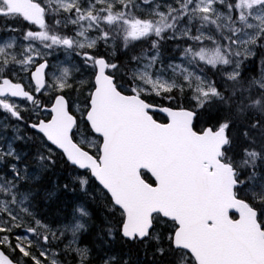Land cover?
Listing matches in <instances>:
<instances>
[{
  "label": "snow or ice",
  "instance_id": "obj_1",
  "mask_svg": "<svg viewBox=\"0 0 264 264\" xmlns=\"http://www.w3.org/2000/svg\"><path fill=\"white\" fill-rule=\"evenodd\" d=\"M0 18L27 25L21 36L8 26L13 35L0 37V110L17 121L25 110L36 116L29 127L90 173L73 177L81 189L98 182L123 239L151 247L152 264H264V71L244 77L241 70L254 48H264V0H0ZM165 38L177 42L181 62L164 65ZM149 39L125 65L112 61L119 44L127 50ZM101 43L111 53H100ZM54 48L76 50L94 79L76 81V65L49 74ZM208 67L221 83L207 78ZM174 92L191 93L195 106L156 109L145 99L171 101ZM150 110L166 113L167 123ZM202 111L219 115L198 131ZM238 140L247 145L239 160L229 155ZM47 151L36 157L45 169L55 163ZM8 158L22 160L11 142L0 148V162ZM10 174L0 175V264H61L51 244L66 233L65 251L89 264L91 250L73 247L89 212L78 206L74 223L53 229L32 211L31 192L20 190L27 166L11 163Z\"/></svg>",
  "mask_w": 264,
  "mask_h": 264
},
{
  "label": "rangeland",
  "instance_id": "obj_2",
  "mask_svg": "<svg viewBox=\"0 0 264 264\" xmlns=\"http://www.w3.org/2000/svg\"><path fill=\"white\" fill-rule=\"evenodd\" d=\"M22 30L20 31V36H21ZM73 31L74 29L70 26L69 29L67 30V34L71 35ZM92 35H95V33H93ZM151 39H156V38L153 36ZM151 39L147 40L146 42L144 41L135 42L134 45L131 46L127 50L123 48L122 43L119 44L117 47L115 56L111 57L112 61L116 63H120L122 66L125 65L129 61L131 56L137 55L141 52V50L149 48L151 45ZM109 43H111V41ZM176 43L177 42L168 40L167 38H165L164 40L160 42L161 60L163 61L165 66L169 62H175V63L181 62L180 52L175 50ZM261 43H264V41H262ZM111 51H112L111 48H108L106 51L103 43L100 44L99 46L100 53L107 55L111 53ZM253 51L255 52V55L249 56L247 60H245L242 64V68H243L246 61H251L250 65L252 67V70L248 74H246L247 77L259 76L260 73L264 71V68H262V65H264V48H254ZM47 58H48V63H49V70H48L49 74H51L57 66L76 65L77 67L80 68V72L75 77L76 81L84 80V79L93 80V75H94L93 70L90 67L83 66V61L81 57L77 55L76 50L66 51L64 48H54L51 51V55H49ZM157 67H159V65H157ZM228 70L231 71V68H229ZM204 71L209 80H216L218 83H221L219 73H216L214 75L215 70L208 67V68H205ZM118 82H124V81L118 79ZM87 91H89V89L85 88L84 93H87ZM68 96L75 102L77 98V93L73 89L72 91L68 93ZM190 96H191V93H190ZM159 98H161L165 102L170 101L166 98H162V97H159ZM44 99H45V102H47V98L44 97ZM79 101L81 103L84 101V95L79 96ZM22 106H26V104ZM73 109H74V113L77 114L76 116L81 122L80 127L83 128L84 127L83 116L81 115L80 112H76L75 108ZM30 113L31 112L28 113L27 111V114H30ZM42 116H45V115H42ZM21 125H22L21 121H17L15 118L11 117L8 113L4 112L3 110H0V148L7 150V145L9 142H11L13 147L16 149L17 153H19L22 156V160L18 162L14 161L12 158H8L7 160L0 162V175H7V177L11 179V174H7L6 169H10L11 163H17L18 166L22 169L25 168V166H27V173L29 175V179L27 183L21 182V185H22L20 189L21 191H25V187L28 184H30V182L36 181L37 180L36 175L39 173H41L43 177H47V176L52 177L51 181H49L48 179V184H50L49 187L52 190H55L51 192L52 196L58 194V191L60 190L65 191V187H64L65 185L62 184L59 187V183H58L59 176L61 175V173H59V176L57 177L54 176V174L52 173V171L55 170L54 167L59 162V159L62 156V154L61 155L58 154L60 152L54 149L46 141H43L42 136L40 134H37L36 132H33L31 130L29 131L26 128L25 129L22 128L24 131L23 132L22 129H20ZM32 132L37 135L31 136ZM17 135H19L23 139L24 138L27 139L26 142L25 143L18 142L20 139H15ZM5 138H8V139L6 140ZM77 138H79V135H77ZM256 147L259 150V147H260L259 143L256 145ZM48 148H51L53 151V160L55 161V163L48 165V167L45 169V168L40 167L39 163L36 160V157L39 153L48 155V151H47ZM26 153L29 155V158L28 160L24 161L23 156ZM23 164H27V165H23ZM69 166L71 165L69 164ZM69 166H67L68 169H69ZM30 167H32V169H29ZM258 171H264V160L258 161ZM245 175H247V172L245 173ZM76 176H83V175L75 171L71 172V170L69 169L68 175L60 176L61 179L65 178V181H67L68 183L72 182L74 184H77L78 190L75 191L73 189V192L71 190L72 193L70 192L67 193L66 195L67 198L66 197L61 198V200L63 201L61 204L62 214L60 215V219L58 220V222L55 224H52L50 222L44 221L43 219L41 220L49 224L53 229H56L58 227H62L65 224L74 223L75 220L79 218L78 214L74 215L75 209L78 206H83L89 212V216L84 218L85 229L82 230L80 233H78L76 244L73 245V247H76V246H79L81 248L87 247L91 250V256L93 254L101 255L102 257L100 259V262H98L97 260H94L95 262H92V264H102L103 259H105V257L107 256L106 253L108 251L103 248H100L99 245L95 243V240H97V237L101 238L102 240V237H101L102 229H104L105 225L109 223V220L107 219L106 214H104V212H102L101 209L98 207L99 205L98 201L101 200L100 196L102 195H96L93 190L94 188L89 183L86 186V189L82 190L79 184V181L73 180V177H76ZM95 192H99V190ZM78 195L82 196L84 198V201L87 204H90L91 206H94L96 208L97 210L96 214L98 216L97 220H93L91 218V215H92L91 211H89L86 204L73 203V200ZM94 201L96 203H94ZM89 227H92V228L97 227L99 229V232L96 234V236H94V234L92 235V237L94 238L91 243L92 248L89 245H87L85 241L87 239V234H88L87 228ZM57 235L59 236V233H57ZM70 240H72V235L70 233H66L65 236L60 238L59 240L52 241L51 248L58 253V259L60 260L61 264H77V257L74 255V253H72L71 251H65V245H67ZM82 244H85L86 246H83ZM106 247L107 246L105 245V248Z\"/></svg>",
  "mask_w": 264,
  "mask_h": 264
},
{
  "label": "trees",
  "instance_id": "obj_3",
  "mask_svg": "<svg viewBox=\"0 0 264 264\" xmlns=\"http://www.w3.org/2000/svg\"><path fill=\"white\" fill-rule=\"evenodd\" d=\"M250 63L251 61H246V63L244 64V67L242 68V74L244 77H247L246 74H248L252 70ZM171 95L174 97V99L168 102H165L164 100L156 96H147L145 97V99L148 103L160 105V106H167V107H173V108H176L179 106H184V107H189V108L194 107V103L189 99L190 93H186L184 97H181L180 94L177 92H174ZM152 115L158 122L166 121V119L158 113H152ZM218 115L219 114L215 112L209 113L207 111H202L199 114L198 118L194 121L196 130L199 131L202 128L208 127L209 125L215 123V118ZM232 131L235 132V129H233ZM35 135L37 134L32 132L31 136H35ZM244 146H247V145H245L242 140L236 141L232 147L231 152H229V155H232L233 153H235L236 159L239 160L240 159L239 154L242 150V147ZM58 154L61 155V153H58ZM67 166H69V164L65 161L64 157L61 156L59 159V162L54 167L55 170L52 171V173L56 177L59 176V173H61L60 176H66L69 174V169L71 170V172L76 170V168L72 166H69V169H68ZM77 173L83 176L85 175L90 176V174L86 173L85 170L84 171L77 170ZM36 176H37V180L32 181L30 182V184H28V186L32 188L31 192L33 194L32 196L33 198L31 200L32 211L36 213L38 218L43 219L46 222L55 224L58 222V220L60 219V215L62 214L61 204L63 201L61 200V198L62 197L65 198L68 192L72 193L73 189L77 191L78 190L77 184H74L72 182L68 183L67 181H65V178L61 179L59 176V181H58L59 187L62 184L68 185V187L65 188V191L60 190L58 191V194L52 196L51 192L55 190H52L49 187L50 184H48V179L49 181H51L52 177L51 176L43 177L41 173L37 174ZM145 179H150V176L147 173L145 175ZM89 184L94 188L93 190L96 195H102L100 196L101 200L98 201L99 203L98 207L101 209L102 212H104V214H106V217L109 220V223L105 225L104 229H102V233H101L102 240L101 238L97 237V239L100 241L95 240V243L99 244L100 247L101 246L104 247L106 245L107 247L105 250H107L109 253H112V254L114 253V251H121V255H122L121 258L124 259V261L128 260L129 264H139V262L140 264H152L153 249L151 247L145 249L144 246H139L132 242L126 241L120 236V233L118 231V225L115 222L116 217L109 211L111 206L108 202V198H106L105 195L101 192L100 187L97 185V183L94 181L93 178L89 180ZM97 190H99V192H95ZM73 203L86 204L89 211H91V214H92L91 218L93 220L98 219V216L96 214V211H97L96 208L94 206H91L90 204H87L84 201V198L82 196L78 195L73 200ZM94 203L96 202L94 201ZM109 227L117 229L116 231H114L113 237H108L107 235L106 230ZM88 230L90 232L92 230V227H89ZM92 232L96 236V234L99 232V229L97 227H94ZM14 258L18 259L20 257L14 256ZM140 259H143V260H140ZM25 264H30L28 263V260L26 258H25Z\"/></svg>",
  "mask_w": 264,
  "mask_h": 264
},
{
  "label": "flooded vegetation",
  "instance_id": "obj_4",
  "mask_svg": "<svg viewBox=\"0 0 264 264\" xmlns=\"http://www.w3.org/2000/svg\"><path fill=\"white\" fill-rule=\"evenodd\" d=\"M8 26H11V27H15L16 29H19V30H22V29H25L26 27H27V25L25 24V23H23V22H21V21H19V20H13V19H7V20H5V19H3V18H0V37H4V38H7L8 36H10V35H13V33H9L8 31H7V27ZM33 28H35V26H33ZM15 35H17V36H20V31H18L17 33H15ZM41 62V61H40ZM48 70H49V68L46 70L47 72H48ZM93 78H94V75H93ZM39 98V97H38ZM22 107H28V108H30L31 106L30 105H26V106H22ZM73 111H74V109H73ZM30 111H28V113H29ZM22 114H23V117H24V119L21 121V123H22V125L20 126V129H27V130H31V131H33V132H35L34 130H32V128H30L29 127V124L30 123H32L35 119H36V116L34 115V114H32V113H30V114H27V110H25V111H23L22 112ZM46 115L47 114H45V116H41L40 118H45L46 117ZM75 115H77L76 113H75ZM49 118V117H48ZM78 118V117H77ZM8 123H9V121H8ZM23 129H22V131H23ZM24 132V131H23ZM26 133V132H25ZM8 137V136H7ZM6 140L8 139V138H5ZM25 139V138H24ZM23 138L22 139H20L18 142H20V143H25L26 142V140L27 139H25L24 140ZM6 150V149H5ZM28 158H29V155L26 153V154H24V156H23V160L25 161V160H28ZM31 161H32V159H31ZM16 162H18V161H16ZM23 165H27V164H23ZM22 165V166H23ZM29 169H32V167H30ZM77 170L78 169H76V170H74L75 172H77ZM6 173L7 174H10V169H6ZM25 191H32V188L31 187H29L28 185L25 187ZM89 228H87V232H88V234H87V239L85 240L86 241V244L87 245H89L91 248H92V246H91V243H92V240L94 239L93 237H92V235H93V228H92V230L89 232V230H88ZM95 236V235H94ZM121 236V235H120ZM109 237V236H108ZM122 237V236H121ZM98 240V239H97ZM98 241H100V240H98ZM13 243H15V239H14V236H13ZM83 246H86L85 244H82ZM99 245V244H98ZM115 246V245H114ZM139 246H144V245H139ZM99 247H100V245H99ZM100 248H103V249H106L105 248V246L103 247V246H101ZM115 250H116V248H115ZM5 251L7 252V251H10V250H8V249H5ZM93 254V253H92ZM107 254V256H116L117 258H118V264H123V261H124V259H122L121 257H122V255H121V251H114V253L112 254V253H109V252H107L106 253ZM14 256H17V257H19V254L18 253H16V254H14ZM106 256V257H107ZM95 257V258H94ZM101 255H92L91 256V258H90V263L89 264H92V262H95L94 260H97L98 262H100V259H101ZM105 257V258H106ZM140 260H143V259H140ZM28 263H30L31 264V262L30 261H28ZM143 263V262H142ZM139 264H140V262H139Z\"/></svg>",
  "mask_w": 264,
  "mask_h": 264
},
{
  "label": "water",
  "instance_id": "obj_5",
  "mask_svg": "<svg viewBox=\"0 0 264 264\" xmlns=\"http://www.w3.org/2000/svg\"><path fill=\"white\" fill-rule=\"evenodd\" d=\"M42 62V61H41ZM94 79V78H93ZM152 105H154V104H152ZM155 106V108L156 109H158L159 107H167V106H158V105H154ZM152 113H158V114H160V115H162L165 119H166V121L165 122H161V123H167V115H166V113H162V112H160V111H158V110H150V114H152ZM50 118V117H49ZM32 130H34V129H32ZM35 131V130H34ZM36 132V131H35ZM37 133V132H36ZM41 136H42V134H40ZM49 145H51L50 144V142H47ZM54 149H56L55 148V146H53V145H51ZM57 151H59L61 154H62V152L59 150V149H56ZM64 157V156H63ZM64 159L66 160V158L64 157ZM66 162H67V160H66ZM68 164H69V162H67ZM74 167V166H73ZM75 168V167H74ZM77 169V168H76ZM78 170H80V169H78ZM80 171H84V170H80ZM90 174V173H89ZM149 176H150V174H148ZM94 179V178H93ZM94 181H95V179H94ZM96 183H97V185H98V182L97 181H95ZM99 186V185H98ZM100 187V186H99Z\"/></svg>",
  "mask_w": 264,
  "mask_h": 264
}]
</instances>
